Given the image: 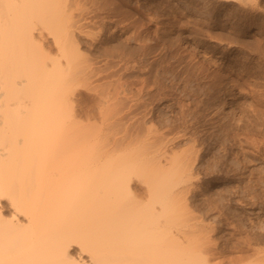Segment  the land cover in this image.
Returning <instances> with one entry per match:
<instances>
[{
    "label": "bare ground",
    "instance_id": "obj_1",
    "mask_svg": "<svg viewBox=\"0 0 264 264\" xmlns=\"http://www.w3.org/2000/svg\"><path fill=\"white\" fill-rule=\"evenodd\" d=\"M134 1L140 0H0V264L235 263V259L225 255L223 250L216 251L219 243L213 238L212 232L231 223L230 217L236 215V206L235 214L231 213L232 215L223 210L222 206L228 205L226 201L223 202L224 199L231 202L236 200L243 205L247 201L250 202L248 196L256 190L249 189L253 192L249 191L250 194H247L246 187L250 188L252 182L251 186L242 185L244 181L240 177L243 175L240 176L239 173L247 167V163L264 161V151L258 149V146L263 145L260 142L262 139L257 140L261 145L258 143L257 146L255 142L252 144L253 149L247 147L248 152L243 147L244 141L251 144L255 140L252 138L249 141L250 137L262 134L259 133L260 130L254 134L255 130L260 128H256L252 123L258 118L250 120L260 112H253V117L252 114L251 117L250 114L247 115L248 112L245 115L243 111V114L239 115L234 106L229 104L230 101L222 88L228 84L225 83L217 89L219 84L224 83L221 74L225 66L224 61L211 69L207 66L208 62H202L201 58L197 61L198 57H192L197 55L195 50L192 55L189 53L193 64L190 62L191 66H186L187 71L184 67V77L177 76L179 71L173 72L170 77V61L166 62L169 65L166 67L165 64L157 63L159 61L155 60L154 56L152 58L157 62L150 58L153 60L151 61L161 66L157 65L152 69L153 66L150 65L154 63L151 62L149 68L146 66L147 76L142 78L140 74V79L138 74V78L134 79L137 78L140 84L131 88V84L126 83L128 78L124 81V73L143 63L141 61L140 64L138 60L139 64H136L134 61L138 59V55L135 59L132 58L142 47L136 51L129 47V41L124 42H129L122 44L124 46L119 45L118 41L116 44L113 35L120 23L131 18L132 10H125L124 6L131 7ZM147 1L157 4L159 0ZM203 1L198 14L202 15L204 21L212 22L214 19L211 18L209 1ZM243 1L252 2V8H248L252 13L241 14L242 19L248 21L250 26L255 25L257 33H264V6L260 4L263 1ZM142 4L144 3H140ZM139 8L144 9L141 6ZM138 11L140 12V9ZM137 22L135 24L139 28ZM124 27L129 26H123V30ZM140 30L136 31L140 33ZM107 31L109 38H106V34L103 39L102 35ZM138 32L136 35L134 32V35L130 33L138 38ZM139 38L134 41L145 43L140 41L142 37ZM119 42L123 43L122 40ZM175 43L177 41L174 45ZM163 44L160 46L164 47ZM153 45L152 43L151 46ZM158 46L156 47L159 48ZM150 48L156 49L155 46ZM230 50L226 52L228 57L231 56ZM159 51L157 50V53ZM146 52L145 55H148ZM180 52L174 53L176 57L174 56L173 60L177 59ZM186 52L183 53L187 55ZM160 55L162 56L159 54L156 57L159 58ZM235 55L237 58L238 54H233L232 63L235 61ZM101 56H105V59L116 57V60L110 63V58L104 59L106 64L103 63L102 65H105L102 66L98 64ZM146 58L145 62H148L149 57L147 60ZM182 59L178 61L180 66L186 62ZM139 66H136L137 70ZM230 69L233 70V67ZM105 71L120 76L115 79L116 84L113 78H110L114 81L112 85L113 81L110 80L111 87H107L110 83L105 86L107 83L101 82L104 74L100 75L101 77L99 74ZM164 71L169 73V86L163 81L164 75L161 76L162 81L172 88V92L161 91L163 87H167L164 84L163 87L159 86L162 83L160 75ZM137 73L138 71L135 76ZM97 75L100 80L98 83ZM228 78L225 80H229ZM138 80L129 82L136 84ZM125 86H130V92ZM153 86L161 88L157 89L156 93ZM82 88L95 90L97 95L99 93L98 105L96 102L98 110L94 114H86L88 121L86 118L82 119L85 115L79 108L81 104L75 100L76 93L80 94ZM218 91L221 95L219 102L211 105L215 102L212 97L215 96L216 100V95L219 96L216 93ZM175 93L177 95H174ZM164 101L170 114L160 106ZM203 104L206 108L212 106L214 111L212 115L207 116V120L203 117L206 126L201 128L208 133V145L212 148L209 147L212 155L208 153L210 157L206 160L202 159L204 156H200L199 151L202 148L198 150L197 147L199 143L203 144L200 141L203 135H200L201 130L198 129L202 121L199 120L202 115L199 116V107ZM255 105L253 109L260 108L257 103ZM92 117L94 121L90 120ZM193 120L200 121L197 122V127L192 123ZM249 148L256 150L250 152ZM214 151L217 152L216 155ZM262 164L263 162L261 166ZM201 169H205L206 176L210 175H207L208 172L212 173V178L224 177L222 179L226 187H221L224 189V195L227 193L228 196H239H235L237 198L234 200L231 197L233 201L223 194L218 198L206 197V207L200 205L202 207L198 212L202 209V213L198 214L194 208L195 203L191 202L193 196L189 199L187 195L190 191H195L191 186L200 180ZM254 170H251L250 175L256 174L255 172L253 175ZM259 170L258 174L263 173L264 166ZM263 178L259 177L258 183L261 184ZM254 180L250 179L253 182ZM253 185L256 188L259 184ZM262 185L259 186L264 188V183ZM220 193L214 192L213 195H221ZM260 193L251 196L253 198ZM226 207L229 208L230 205ZM261 209L255 211L252 208V211L257 215L262 212ZM215 210L218 211L217 214ZM226 210L230 213V210ZM212 212L216 215H212L213 219L209 222L208 213L211 215ZM261 226L259 224L260 229ZM235 227L239 228L237 224ZM259 227L257 225V228ZM252 230L254 231V228L249 231L241 230L246 233L243 236L241 234L239 238L249 247L255 244L253 241L264 239V234ZM75 248L79 254L78 251L74 252ZM253 251L258 256L254 264H264L263 248Z\"/></svg>",
    "mask_w": 264,
    "mask_h": 264
},
{
    "label": "rangeland",
    "instance_id": "obj_2",
    "mask_svg": "<svg viewBox=\"0 0 264 264\" xmlns=\"http://www.w3.org/2000/svg\"><path fill=\"white\" fill-rule=\"evenodd\" d=\"M172 1V2H171ZM209 1V7H210V9L212 10V15H211V18H212V22H211V20L210 21H204V19L201 17L202 15L201 14H198L199 12V10H200V8L203 6V4H204V1L203 0H159L158 2H156L157 4H155V2H153V3H150V1H145V0H142V2H141V0L140 1H134V4L133 5H131V7H126V6H124L125 7V10H132L131 11V18H129V19H127L125 22H122V24H123V26H129V27H124V30L122 29L123 28V26H122V24L120 23L119 25H120V27H118V30H116L117 32L113 35V38H116V39H114V41L116 42V44H118L119 43V45H121V46H124L125 44H128L129 42V47L131 48V47H133V49L134 50H136L137 51V49H139V47H140V49H141V47H142V50L139 52V51H137L136 52V55H134V57H132V58H136V56H137V58L138 59H132L131 60V62L134 60V61H136V64H141L142 62V66L140 65H136L137 67L139 66L140 68H139V70H137L138 68L135 66V68H133L134 70H132V68L130 69V71L128 72L127 71V73L125 72L124 74H125V79H124V81L128 78V80L130 81V82H134L135 80H138L137 78L138 77H140V79H141V76H142V78L144 77V76H147V74H145L146 73V71L148 70L147 68H149V66L148 65H150V64H152V63H154V62H157V61H155V60H158L159 62H157V63H160L161 65H164L165 64V66L168 64H166V62H169V65H171L170 67H169V69L170 68H172V71H171V69L168 71L169 73H170V75H169V73L167 72H165L164 71V73L162 74V75H160V83L161 84H159V86L161 85V87H163V84H164V86H167V85H165V83L166 84H168V86H169V76L171 77V75H172V73L173 72H177V71H179V75H177L178 77H181V75H183V77H184V75L186 74V72H185V69H184V67H190L192 64H193V62H191L190 61V59H192V57L194 58H197V59H193V61H200V58H201V61L203 62V61H205L207 64H209V65H207V66H209L211 69L212 68H216V67H218L219 66V64H220V62L222 63V61H224V68H223V72L221 73L222 75H223V78L222 79H224L223 80V84L221 83V84H219L218 86H217V89L219 88V87H221V85L223 86L225 83L226 84H228V85H225V87L223 86L222 88L224 89V93H226V95H227V97H228V101H230V103L229 104H231V106L234 108V110L235 111H237V113L240 115V114H243V112H244V114L246 115V113H247V115H249L250 117H251V114H252V117L254 116L253 114H255V113H253V112H256V113H258V112H260V113H258V114H255L257 117H253V118H251L250 120H252V121H254V120H256V118H258V120L260 121V122H262L261 124L262 125H260V122H257V121H255V122H257L256 124H254V123H252V121H251V123L253 124V125H255V127L256 128H260V129H256L255 130V133L254 134H256V132H259V130L261 131V132H259V133H262V134H256L255 135V137H250L251 139L249 140V141H251L252 140V138H253V140H255V141H252L251 142V144L247 141V144H246V142L244 143L243 142V147H245L244 148V150L247 148V147H250V148H254V144H255V142H257L255 145H259L260 144V142H262V144L263 145H261V146H258V147H256V148H258V149H262L263 151H264V140H263V134H264V129H262L261 127H263L264 128V110H263V108H264V33H257V29H256V27H255V25H253V26H250L249 24V22L248 21H246V20H243L242 19V16H241V14H243V13H246V12H249L250 11V9L252 8V5H251V3L249 2V3H247V1H243V0H236V2L234 1H232V2H226V0H208ZM210 1H212V2H210ZM259 1H263V2H260V4L261 5H263L264 6V0H259ZM135 2H137V3H135ZM148 2V3H147ZM160 2V3H159ZM246 2V3H245ZM140 3H144V4H142V5H140ZM150 3V4H149ZM212 3V4H211ZM211 4V5H210ZM139 5V6H141L142 8H144V9H141V8H139L140 9V12L138 11L139 9H138V7L137 6ZM198 5V6H197ZM251 5V6H250ZM133 6V7H132ZM123 7V8H124ZM136 7V8H135ZM250 7V9L248 10V8ZM129 8H131V9H129ZM147 8H150V9H147ZM138 9V10H137ZM197 9V10H196ZM124 10V9H123ZM134 10H135V12H134ZM146 10V11H145ZM244 10V11H243ZM137 12H139L138 14H137ZM134 13V14H133ZM137 15H136V14ZM239 13V14H238ZM249 13H252V12H249ZM132 14H133V16H132ZM140 15V16H139ZM215 16V17H214ZM203 20H202V19ZM135 19H138L137 21L135 20ZM132 20V21H131ZM136 21L137 22V24H139V28L137 27L138 25H136L135 23L136 22H134V21ZM139 20H140V23H139ZM215 21V22H214ZM128 22V23H127ZM132 22H133V26H132ZM210 22V23H209ZM214 22V23H213ZM124 23H125V25H124ZM143 24V26H141L142 24ZM126 24H128V25H126ZM129 24H131V26L129 25ZM141 24V25H140ZM136 25V26H135ZM241 26H245L244 27V29H241L240 27ZM144 27V28H143ZM126 28H128V29H126ZM135 28H136V30H140V28H141V32L139 33L138 31H136L135 30ZM138 28V29H137ZM92 29H94V28H92ZM130 29V30H129ZM146 29V30H145ZM134 30V31H133ZM144 31V32H143ZM133 34V32H134V34L136 35V33L138 32V34H140L139 36H140V38L142 37V39H140L139 38V36H138V34H137V36L136 37H138L139 39H140V41H145V43L144 42H136V41H134L135 39L137 40L138 38H135V36H133L131 33ZM147 32V33H146ZM118 33V34H117ZM141 33H143V34H141ZM107 34V35H106ZM116 34H117V36H116ZM124 34V35H123ZM149 36H148V35ZM107 37H106V36ZM108 35H110L109 34V32L107 31L106 33H104L103 35H102V38L104 39L105 37L106 38H109L108 37ZM128 35V36H127ZM143 35V36H142ZM145 35V36H144ZM146 35H147V37H146ZM233 35V36H232ZM129 36H131V37H129ZM132 37H134V39L132 38ZM149 37H150V39H149ZM112 37H110V39H111ZM129 38V39H128ZM152 38V39H151ZM149 41H148V40ZM234 39V40H233ZM119 40H122L123 41V43L121 42H119ZM153 40V41H152ZM117 41H118V43H117ZM127 41H129L128 43H124V42H127ZM171 41H173L172 43H171ZM177 41V43H175V45H174V42H176ZM262 41V42H261ZM136 42V43H135ZM137 43H139V44H141L140 46H139V44H137ZM147 43V44H146ZM152 43L154 44L153 46H151L152 45ZM163 43H166L167 45L165 46ZM246 43V44H245ZM122 44H124V45H122ZM136 44V45H135ZM143 44H146L145 45V47L143 46ZM151 44V45H150ZM160 44L162 45H164V47L163 46H160ZM260 44L262 45V50H261V48L259 47L260 46ZM131 45V46H130ZM137 45H138V48H137ZM157 45H159L158 47L159 48H157L156 46ZM170 45H172V46H170ZM174 45V46H173ZM176 45H177V47H176ZM218 45V46H217ZM243 45V46H242ZM136 46V47H135ZM154 47L155 46V50H154V48H153V50H151V48L150 47ZM255 48V49H257V50H255L253 47ZM148 47H149V49L151 50H149L148 49ZM230 47H232V48H230ZM176 48H178L177 50H176ZM250 48V49H249ZM259 48V49H258ZM132 49V48H131ZM139 49V50H140ZM167 49H169V51L167 50ZM182 49H185L184 51L182 50ZM229 50V49H231L230 50V52H231V56L230 57H228V56H226L227 55V50ZM240 49V50H239ZM254 49V50H253ZM144 50H145V52L148 50V51H150V52H146V54L148 53V55H145V52H144ZM157 50L160 52H158L157 53ZM178 52H176V51ZM192 50V51H191ZM194 50H195V52H194ZM232 50H233V52H232ZM243 51V52H240V51ZM249 50V51H248ZM259 50V51H258ZM154 51V52H153ZM175 51V52H174ZM179 51H181L182 52V56H181V52H180V55H178V57H177V59L174 61L173 60V58H175L176 56V54H179ZM190 51V52H189ZM263 51V52H262ZM142 52H144V54L142 53ZM156 52V53H155ZM176 53V54H174V53ZM183 52H186V53H188L187 55L185 54V53H183ZM193 52L194 53H197V55L196 56H190V54L189 53H191V55L193 54ZM229 52V53H230ZM260 52H262V54L263 55H261V53ZM140 53H141V55H140ZM229 53H228V55H229ZM234 53H237L238 55H237V58H236V55L234 56V59L233 60H235L233 63L231 62L232 60H231V58H232V56H233V54ZM253 53V54H252ZM153 54H155V55H153ZM159 54H162V56L161 57H159L158 58V56H159ZM173 54V55H172ZM183 54H185L186 55V58H185V55H183ZM139 55H140V57L141 56H143L144 55V57L142 58H140L139 57ZM156 55H158L157 57H156ZM240 55H242V56H240ZM154 56H155V58H154ZM175 56V57H174ZM239 56V57H238ZM105 57V56H104ZM103 56H101L100 58H99V60H98V64L100 65H102L103 63H105L106 64V61L105 60H109V58H110V63H114L115 62V58L114 57H108V58H104ZM148 58V62L146 61L145 62V58ZM155 59H153V58ZM184 58V61H186L185 63H187V64H185V63H183V65H179V60L180 61H182L183 59L182 58ZM188 57H190L189 59H187ZM245 57V58H244ZM250 57V58H249ZM262 57V58H261ZM103 60H102V59ZM112 58H113V60H112ZM147 58H146V60H147ZM150 58H152L153 60H154V62H152L153 60L152 59H150ZM182 60H181V59ZM240 58V59H239ZM247 58V59H246ZM105 59V60H104ZM115 59V60H114ZM118 59V58H117ZM140 59H142V60H140ZM187 59V60H186ZM203 59V60H202ZM221 59V60H220ZM252 59V60H251ZM139 60V61H138ZM152 60V61H151ZM162 60V61H161ZM172 60V61H171ZM241 60H243V61H241ZM101 61V62H100ZM104 61V62H103ZM108 61V62H109ZM133 61V62H134ZM139 63H138V62ZM142 61V62H141ZM150 61V62H149ZM161 61V62H160ZM164 61V62H163ZM244 61H246L245 63H244ZM250 61H252V62H250ZM261 61V62H260ZM132 62V63H133ZM152 62V63H151ZM173 62V63H172ZM175 62H176V64H175ZM191 62V63H190ZM205 62L203 63V64H205ZM254 62V63H253ZM147 65H146V64ZM178 63V64H177ZM182 63H180V64H182ZM191 65H190V64ZM217 63H219V64H217ZM235 63H237V65L235 64ZM248 63V64H247ZM104 64V65H105ZM156 63H154V65L152 64V65H150V67H152V69H155V67H157V65H160V64H156ZM217 64V65H216ZM242 64H244V65H242ZM250 64H252L251 65V67L250 66H248V65H250ZM255 64V65H254ZM104 65H102V66H104ZM145 65V66H144ZM160 65V66H161ZM169 65H167V66H169ZM206 65L204 66V67H206ZM211 65V66H210ZM216 65V66H215ZM228 65H231V66H228ZM146 66H148L147 68H146ZM166 66V67H167ZM235 66L237 67V68H235ZM242 66H243V68H242ZM254 66V67H253ZM141 67H144V68H141ZM173 67H174V69H173ZM175 67H176V69H175ZM180 67V68H179ZM187 67H186V71H187ZM231 67H233V70H231L230 68ZM240 67V68H239ZM249 67V68H248ZM261 67V68H260ZM137 68V69H136ZM179 68V69H178ZM184 69V70H182V69ZM220 68H221V66H220ZM226 68H228V69H226ZM246 68H247V70H246ZM143 70L144 72H142L141 70ZM146 69V70H145ZM251 69V70H250ZM230 70V71H229ZM249 70V71H248ZM133 71H135V72H133ZM138 71V73L136 74V76H135V73ZM171 71V72H170ZM232 71V72H231ZM243 71H245V72H243ZM247 71V72H246ZM107 71H105V72H101L102 74H99V76L101 75H103L104 74V78L103 77H101V82H103L104 84H106L105 86H107L108 85V83H110L107 87H111L112 85H113V83H114V81H115V79H117L118 77H120V76H117V74L115 75H111V74H109L108 72V74L107 75H105V73H106ZM131 72H132V74H131ZM140 72V73H139ZM183 72H185L184 74H183ZM254 73V74H253ZM139 74V76L137 77V75ZM140 74H141V76H140ZM143 74H145V75H143ZM108 75H110L109 76V78L107 79L108 81H113L112 82V85H111V81L110 82H108L107 80H106V77L108 76ZM164 75V76H163ZM169 75V76H168ZM256 75V76H255ZM98 76V75H97ZM99 76L97 77V83H98V81H100L98 78H99ZM112 76H117L116 78L115 77H112ZM161 76H163V78H165L166 79V81H165V79H163V81L165 82H163L162 81V77ZM225 76V77H224ZM227 76V77H226ZM229 76H231L230 78H228ZM263 76V77H262ZM134 77H137L136 79H134ZM167 77V78H166ZM182 77V78H183ZM242 77V78H241ZM96 78V77H95ZM95 78H93V79H95ZM110 78H113V80L112 79H110ZM121 80H123V77H122V75H121ZM169 78V79H168ZM229 79V80H225V79ZM252 78V79H251ZM131 79H133V80H131ZM168 79V80H167ZM181 79V78H180ZM103 80H105V81H103ZM127 80V81H128ZM210 80V79H209ZM126 81V83L128 84V85H130L131 86V88H134L135 87V85H137L138 83L140 84V82H139V80H138V82L136 81V84H132V83H130L129 81V83ZM167 81H168V83H167ZM177 81H178V79H177ZM180 81V80H179ZM259 81V82H258ZM95 82V83H96ZM221 82H222V80H221ZM118 83H119V81H118ZM256 83V84H255ZM114 84H116V81H115V83ZM138 84V85H139ZM252 84H253V86H252ZM133 85H134V87H133ZM257 85V86H256ZM263 85V86H262ZM130 86L128 87V86H125V87H127L128 88V90L127 91H129L130 92ZM163 87L162 89H161V91H166V90H168V91H166V92H169L170 91V89H172V88H170V87ZM227 86H229L228 87V89H225V88H227ZM252 86V87H251ZM139 87V86H138ZM161 87H152L155 91H156V93H157V89H159L160 90V88ZM168 88V89H167ZM84 89V90H83ZM220 89V88H219ZM259 89V90H258ZM262 89V90H261ZM153 90V91H154ZM225 90H228L227 92L225 91ZM82 92V94L80 93H76V97H75V100L78 102V103H80L81 104V107H79L80 109H81V111H82V114L83 115H85L86 116V114H94V113H96V111L98 110V108H97V105H98V102L97 101H99V98H97V96L99 97V93H98V95L96 94V92L94 93V91L95 90H91L90 89V91H89V89L87 90V89H85V88H82V90H81ZM97 91V90H96ZM255 91V92H254ZM261 91V92H260ZM98 92V91H97ZM170 92H172V91H170ZM222 92H223V90H222ZM229 92V93H228ZM217 94H219V96H217L216 94V97H217V99L215 100V96H213L212 98L214 99V101L215 102H213L211 105H215V103L216 102H219V99H220V91H218V92H216ZM254 93V94H253ZM229 94V95H228ZM174 95H177L176 93L174 94ZM202 96V95H201ZM259 96V97H258ZM256 97H258V98H256ZM260 98V99H259ZM78 99V100H77ZM82 99V100H81ZM98 99V100H97ZM199 99V98H198ZM258 100H262V101H259L258 102ZM83 101V102H82ZM82 102V103H81ZM96 102H97V105H96ZM166 101H164L163 102V104H160V106H162V108H164V110H166L165 112H167L168 111V114H170L169 112V110L167 109V107H166ZM253 103V104H252ZM257 103V106H259L260 108H258V107H255V108H257V109H255V111H254V109L252 108L253 106H256L255 104ZM262 103V104H261ZM259 104V105H258ZM78 106H80L79 104H78ZM165 106V107H164ZM263 106V107H262ZM201 107V108H200ZM199 107V110L201 111H199L200 113H199V116H200V114H202L201 115V117L199 118V120L200 119H202V121L205 119V120H207L208 119V117L207 116H210V115H212L213 114V108L211 109V107H205V105L203 104V105H201ZM204 107H205V109L206 110H204ZM261 107H262V109H261ZM96 109V110H95ZM252 109H253V111H252ZM261 109V111L263 110V113L261 112V111H259ZM84 110V111H83ZM95 110V111H94ZM86 111V112H85ZM210 111V112H209ZM243 111V112H242ZM252 111V112H251ZM206 112V113H205ZM239 112H241V113H239ZM209 115H208V114ZM207 114V115H206ZM261 116H260V115ZM204 115V116H203ZM205 115H206V117H205ZM245 115H242L243 117H245ZM83 117L82 119H84L85 120V118L87 119V116L86 117ZM260 116V117H259ZM203 117H204V119H203ZM247 117L248 116H246V119H247ZM90 120H93L94 121V119H93V117H92V119L90 118ZM205 120L202 122L201 120V123H200V121H195V120H193V124L196 126H198V124H199V126H198V129H199V131L201 130V133H200V135L202 136L203 135V139H202V137H201V139H200V141H201V143H203L202 145L199 143V145L197 146L198 147V150H200L201 148H202V150H200L199 151V153H200V156H204V157H202V159L204 160H206L208 157H210L211 155H212V152H210L211 151V146H209L208 145V140L210 141V139H207V138H209V135H207L208 133L207 132H205L204 130H202V129H204L205 128ZM86 121H88V119L86 120ZM194 122H199V123H197V124H195ZM204 123V124H203ZM201 124H203V125H201ZM257 124H259L260 125V127H259V125H257ZM196 126V127H197ZM203 127V128H202ZM254 127V128H255ZM202 128V129H201ZM258 130V131H257ZM206 133L205 135H204V133ZM253 134V135H254ZM262 135V136H261ZM208 136V137H207ZM257 136V137H256ZM263 137V138H262ZM256 138V139H255ZM259 139V140H258ZM260 139H262L261 141H260ZM204 140H206L205 141V143H204ZM260 141V142H258V141ZM248 143L250 144V145H248ZM254 143V144H253ZM259 143V144H258ZM205 144V145H204ZM253 144V145H252ZM204 145V146H203ZM208 145V146H207ZM248 145V146H247ZM202 146V147H201ZM207 146V147H206ZM211 149H210V148ZM231 147H233V146H231ZM261 147V148H260ZM207 148V149H206ZM249 148V150H250V152H252V151H255V150H251ZM209 150V151H208ZM203 151H205V152H203ZM218 151V150H217ZM246 151L248 152V149H246ZM206 152H207V154H206ZM249 152V153H250ZM208 153H209V155H208ZM214 153H215V151H214ZM217 153V152H216ZM216 153H215V155H216ZM207 155V156H206ZM214 155V154H213ZM202 160V161H203ZM256 161V160H255ZM257 162V161H256ZM258 162H259V164H258ZM258 162L255 164V162L254 161H252V163H247L248 165H247V167H245V169H246V171L244 172V168L242 169L243 171L241 172V173H239V175L240 176H242V177H240V178H242L243 179V183H242V185H250L251 186V182H252V186L249 188V186H247L246 188H248L247 189V194H250L249 193V191L251 192V190H253V189H256L252 194H250L249 196H248V200L250 201V202H248L247 200V202H246V204L248 205H246L245 203H243V205L242 204H240V203H237L236 202V200L235 201H233L234 200V198L236 199L238 196L237 195H234V197H232V196H228L227 195V193H225V195H224V189L222 190V188L221 187H226L225 185L226 184H224L223 183V180L224 179H222V178H224V177H220V178H212L211 176H212V173H208L207 172V175L208 174H210V175H208V176H206L205 174V169L203 170V169H201L200 170V174L201 175H199V177H200V180L198 179V178H196V179H198V182H196L195 183V185H193V186H191L193 189L195 188V191L193 190V192L192 191H190L189 193H188V197H189V199H191L190 197H192L193 196V198L195 199H191V202H193L192 204H194L195 206H194V208H195V210H196V212L198 213V214H200V213H202V209L200 210L201 212H198L199 211V209L202 207V206H205L206 207V203L207 202H205L204 201V199H206L207 200V198L206 197H208V198H210V197H212V198H214V197H216V198H218V197H220V196H222V194H223V196H225V197H229L231 200H232V198H233V202H231L230 200H225L224 199V201L223 202H225L226 201V204L228 203V205H224V206H222V208H223V210H225L226 211V213L229 215V214H235V210L237 209V211H236V215H235V217L237 218H235L234 217V215H230L232 218H233V220L231 219V217H230V222L232 223L233 222V224L232 225H236L237 224V226H239V228H236L235 227V225L233 226V228H232V225H231V223H228L227 225L225 224L224 226L222 225L221 227H218V230H216L215 232H212V235H213V238L217 241V243H219L218 244V248L216 249V251H221V250H223V253H225V255H228V256H230V257H233L235 260V263H230V262H227V263H225V264H254L255 263V261H257V254H255V251H253L252 252V250H255V249H262L263 248V250H264V239H263V241L262 240H256L257 242H255V241H253L255 244H256V246H253V245H255V244H251L250 245V247L249 246H246V242H244L245 244H243V241H240L239 240V238H240V236H241V234H242V236L243 235H245V233L246 232H242L241 230H243V231H249L250 230V228L251 229H253L254 228V231L253 232H259V233H261V234H264V229H263V231L261 230L262 228H264V205H263V203H264V201H260V200H264V198H262V195H263V197H264V188L262 187L263 185V183H262V181L264 180V171H262L263 173H257V172H259L260 170V168H262L264 165V161H259L258 160ZM261 162H263V164H262V166H261ZM254 163V164H253ZM201 164V163H200ZM256 165V166H255ZM250 166V167H249ZM255 166V167H254ZM199 167H200V165H199ZM256 167H257V169H256ZM260 167V168H259ZM249 170H248V169ZM251 168H253V169H251ZM259 168V169H258ZM254 170V169H256V170H258V171H256V170H254V173H253V175L255 174V172H256V174L254 175V176H252V175H250V173H251V170ZM250 171V172H249ZM203 172H204V174H203ZM240 172V171H239ZM249 172V173H248ZM248 174V175H244V174ZM238 173H236V175H237ZM252 176V177H250V176ZM205 177V178H203V177ZM238 176V175H237ZM262 176V178H263V180H261V184L260 183H258L260 180H259V177H261ZM248 179H247V178ZM258 178V181H256V179ZM207 178H209L208 180H207ZM252 178V179H255L254 180V182L253 181H250V179ZM245 179V180H244ZM204 182H203V181ZM215 180V181H214ZM247 180V181H246ZM207 181V182H206ZM209 181V182H208ZM222 181V182H221ZM214 182V183H213ZM218 182H221V183H219L218 184ZM246 182V183H245ZM250 182V183H249ZM256 182V183H255ZM199 183V184H198ZM209 183V184H208ZM213 183V184H212ZM236 182H234V184H235ZM249 183V184H248ZM253 184H259V185H262V186H259V185H257L256 186V188L254 187V185ZM228 186V185H227ZM260 187L261 188H263V189H260ZM191 188V189H192ZM197 188H198V190H197ZM221 188V189H220ZM245 188V189H246ZM253 188V189H252ZM215 189H219V190H216L215 191ZM249 189H251V190H249ZM221 190L223 191V192H221ZM260 190V191H259ZM263 190V191H262ZM215 192V194L216 193H220L221 195H218L217 194V196H214L213 194H214V192ZM258 191V192H257ZM225 192H226V190H225ZM261 192V193H260ZM263 192V193H262ZM195 193H196V196H194L195 195ZM245 192H244V194L245 195H247ZM258 193H260L258 196H259V198H258V196H256V197H253L252 198V196H254L255 194L257 195ZM243 194V193H242ZM244 194L242 195V196H244ZM262 194V195H261ZM192 195V196H191ZM209 195H212V196H209ZM227 195V196H226ZM252 195V196H251ZM235 196H237V197H235ZM251 196V197H250ZM232 197V198H231ZM246 197V198H245ZM244 198L245 199H247V196H245ZM254 199L255 200V203H253L252 202V199ZM257 198V199H256ZM260 198H262V199H260ZM260 199V200H259ZM202 200H203V202H202ZM253 200V201H254ZM228 201V202H227ZM235 202V203H234ZM252 202V203H251ZM261 202V204H259ZM230 203V204H229ZM249 203H251V206H249ZM257 203H258V205H257ZM231 204H232V207H231ZM245 204V205H244ZM253 204V205H252ZM197 205V206H196ZM200 205H202V206H200ZM230 205V207L228 208V207H226V206H229ZM236 206V207H235ZM256 206V207H255ZM261 206V207H260ZM197 207H199V208H197ZM234 207L236 208V209H234ZM257 207H258V209H257ZM225 208V209H224ZM252 208L255 210V211H257V210H259L260 208H262L261 210H262V212H260V213H258L257 215L254 213V211H252ZM198 209V210H197ZM226 209H228V210H230V213L229 212H227V210ZM232 209H234L233 210V212H231L232 211ZM194 210V211H195ZM252 211V212H251ZM215 212H216V214H217V212L218 211H216L215 210ZM215 212H212L211 213V215H210V213H208V216L210 217V220H209V222L210 221H212V215H216L215 214ZM251 212V213H250ZM238 213V214H237ZM241 213H243L242 215H240L239 216V214H241ZM208 216H207V223H208ZM242 216V217H241ZM239 217H241L240 219H239ZM236 219V220H235ZM243 219V220H242ZM225 220V219H224ZM242 220V223H240V221ZM245 220H247V221H245ZM235 222V223H234ZM245 222V223H244ZM241 224V226L239 225V224ZM230 224V225H229ZM242 224H244V225H242ZM258 225V227H259V224H260V226L261 225H263V226H261L262 228L260 229V227L259 228H257V225ZM251 226L252 225V227H249V226ZM248 228H247V227ZM241 227V228H240ZM237 230H236V229ZM245 228V229H244ZM220 229V230H219ZM256 229H259V230H256ZM235 230V231H234ZM240 230V231H239ZM234 231V232H233ZM236 232V233H235ZM240 232V233H239ZM234 233V234H233ZM239 235V236H238ZM237 237V238H236ZM217 238V239H216ZM235 239V240H234ZM260 241H261V243H260ZM236 242V243H235ZM240 242H242V244L240 243ZM239 243V244H238ZM238 245V247L237 246H235V245ZM240 245V246H239ZM241 246H246L245 248L244 247H241ZM253 246V248H251ZM76 248H78L77 246H75ZM254 247H256L255 249H254ZM259 247V248H258ZM75 248V250H74V252L75 251H78L77 249ZM224 248V249H223ZM244 248V249H243ZM249 248H251V249H249ZM251 251V252H250ZM77 254V253H76ZM78 254H79V251H78Z\"/></svg>",
    "mask_w": 264,
    "mask_h": 264
}]
</instances>
